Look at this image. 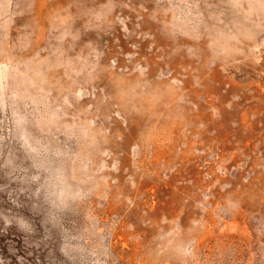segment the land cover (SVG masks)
<instances>
[{"label":"rangeland","instance_id":"rangeland-1","mask_svg":"<svg viewBox=\"0 0 264 264\" xmlns=\"http://www.w3.org/2000/svg\"><path fill=\"white\" fill-rule=\"evenodd\" d=\"M0 264H264V0H0Z\"/></svg>","mask_w":264,"mask_h":264}]
</instances>
